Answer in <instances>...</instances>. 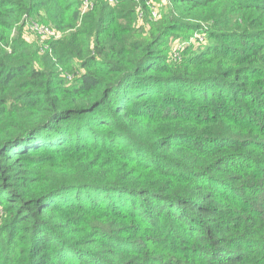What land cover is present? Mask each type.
<instances>
[{"label": "trees", "instance_id": "16d2710c", "mask_svg": "<svg viewBox=\"0 0 264 264\" xmlns=\"http://www.w3.org/2000/svg\"><path fill=\"white\" fill-rule=\"evenodd\" d=\"M89 1L0 0V264H264V0Z\"/></svg>", "mask_w": 264, "mask_h": 264}, {"label": "rangeland", "instance_id": "374dc122", "mask_svg": "<svg viewBox=\"0 0 264 264\" xmlns=\"http://www.w3.org/2000/svg\"><path fill=\"white\" fill-rule=\"evenodd\" d=\"M166 0H147V6L149 8L148 17L149 20L154 21V19H157L160 17V15L166 10ZM111 4V3H110ZM151 10V11H150ZM152 10H157V17H154L152 15ZM138 14L136 18V26L141 27L144 26L146 29L149 28V25L145 23L146 16L145 9L144 8H138L137 9ZM85 12V11H83ZM50 26V25H49ZM54 32L55 30L52 29ZM24 33L27 39L33 40L35 38H46L48 35L42 32H38V30L35 28V25L30 24L29 22L24 25ZM56 33V32H55ZM179 34H182V37H170L167 41H165V46L168 44L173 52L181 51L186 47H191V49L198 50L202 48L204 45L208 43V38L204 33H202L200 30L197 31H180ZM197 34V38L194 37V35ZM56 35L60 36L62 33L57 32ZM201 36V38H200ZM168 51L170 50L168 46H166ZM173 55L170 54V56ZM179 60V59H177Z\"/></svg>", "mask_w": 264, "mask_h": 264}, {"label": "built area", "instance_id": "2783aa9c", "mask_svg": "<svg viewBox=\"0 0 264 264\" xmlns=\"http://www.w3.org/2000/svg\"><path fill=\"white\" fill-rule=\"evenodd\" d=\"M116 0H108L109 3H114ZM92 6V2L89 1V0H83V4H82V12L83 11H86L88 10L89 8H91ZM152 15L154 17H157L158 14H157V10H152ZM33 25H35V28L38 30V32H42V33H45V34H48V35H52V36H57L56 33L50 29L49 27H46V26H43V25H38L36 23H32ZM195 38H197V34L194 35ZM201 38V36H200ZM180 52L181 51H176V52H173V59H178L180 58Z\"/></svg>", "mask_w": 264, "mask_h": 264}]
</instances>
